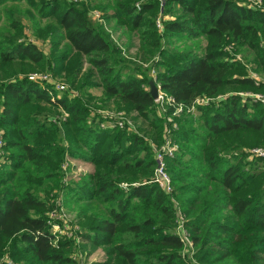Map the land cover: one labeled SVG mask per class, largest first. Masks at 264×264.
<instances>
[{"label": "trees", "instance_id": "obj_1", "mask_svg": "<svg viewBox=\"0 0 264 264\" xmlns=\"http://www.w3.org/2000/svg\"><path fill=\"white\" fill-rule=\"evenodd\" d=\"M243 2L166 0L163 14L159 0L96 5L125 33H140L137 61L91 20L86 6L0 0V264H78L76 249L99 247L105 259L93 264H189L176 229L179 208L201 264H264V158L244 151L264 146L261 101L231 94L198 105L197 116L176 118L179 153L167 159L172 194L153 181V140L126 127H102L105 115L95 110L138 113L161 144L170 123L151 95V81L186 106L201 97L263 91L264 82L236 55L250 49L255 70L264 73V8ZM27 29L51 43L48 54ZM85 56L92 67L80 79ZM35 70L65 71L78 95H53L52 83L20 76ZM95 70L100 82L92 80ZM95 86L100 97L89 92ZM55 108L70 115L62 125L52 118ZM67 157L95 169L65 183ZM61 192L77 211L80 244L55 241L52 233L49 213Z\"/></svg>", "mask_w": 264, "mask_h": 264}, {"label": "rangeland", "instance_id": "obj_2", "mask_svg": "<svg viewBox=\"0 0 264 264\" xmlns=\"http://www.w3.org/2000/svg\"><path fill=\"white\" fill-rule=\"evenodd\" d=\"M70 2H73L79 6H86L88 7V11H89V15L90 18L93 22H95L98 25H102L106 31H108V33L111 35L112 40L122 48L124 55L128 58V59H133V60H137L140 61L137 57H138V52H139V45H140V41H141V35L139 32L137 31H132L131 33L129 32H124V30L126 29V27H119L116 23L115 20H108L107 19V11H103L102 8L97 7L96 5L100 4L101 6H106L107 3L110 0H69ZM160 1V0H159ZM249 1V0H248ZM165 2L162 3V1H160V7H161V14H163V10H164V6H165ZM22 4V6H25V2L20 3ZM142 1H138L136 2L137 8L138 5H141ZM262 7L264 8V1L262 0ZM106 12V13H105ZM159 13V14H160ZM97 14L101 15L100 19H97L98 17L96 16ZM44 23L47 22V19L44 18L43 19ZM26 23L28 25L29 21H26ZM27 35L28 38H30L32 41L37 42V44L39 45L40 49L43 50L46 54H48L50 52L51 49V43L48 40H44L42 38H39L36 36V34L33 32L32 29H27ZM194 42L189 41V45L193 44ZM236 57L242 61L243 63H247L249 69H250V75H252L258 82L262 81L264 82V73H260L257 72L255 70V64L253 63V59L255 57L254 52L251 51L250 49L245 48L244 50L240 51ZM159 56H156L154 58L158 59ZM145 67L150 66V64L152 63L150 62H141ZM91 65L88 63V60L86 58V56L84 57V69H83V75L80 76V79L86 74V72L89 71V69H91ZM38 75V76H46L49 75L50 78L53 81V84H50V93L53 95H59L60 97L65 93V92H71V94L76 93L78 95V91L76 88L71 87L70 82L67 80V75L65 71H62L59 74H55L53 71L50 70H35V71H31L27 74V76H22V74H20L21 78L22 77H30L31 75ZM92 80L100 82V77L98 75V73L94 72V76H92ZM39 84H46V81H37ZM158 84V82H157ZM64 85V88H61L60 86ZM90 93H92L93 95H97V96H101L102 95V88L101 87H91V89L89 90ZM231 94H239L241 96H252L254 98H256L257 95H259V97H264V90L263 91H259V92H254V91H237V92H227L225 94L219 95L221 96V98H223L224 96H229ZM218 96V97H219ZM257 99V98H256ZM99 102V101H98ZM101 104V103H100ZM262 104L264 105V102H262ZM159 106V104H158ZM161 113L163 112V115L166 117V114L164 113V111L161 109V107L159 106ZM98 113H102V114H110V115H120V113L124 112V117L130 121L131 125L134 127V132L136 133H140L142 135H145L146 138L152 139L153 141L151 142H156V140L151 136V132L148 130V126H149V122L141 117L140 115H138V113L136 112H128L126 110H117L114 107L112 108H97L95 109ZM51 111H53L52 113L54 115H60L64 118H69V114H67L66 112L62 111L61 109L55 108L54 110L52 109ZM119 113V114H118ZM192 116H197L198 114H193V113H188ZM117 117V116H116ZM65 119V120H66ZM101 125V123H100ZM115 129V128H114ZM0 132L3 133V140H4V129L0 128ZM5 142V141H4ZM157 143V142H156ZM162 144V143H161ZM161 144L157 143V147H160ZM156 147V148H157ZM255 148H261L264 150V146L263 145H258V146H253V147H249V148H245L244 151L246 153H248V156L250 158V154L249 151ZM155 151V150H154ZM179 153V149L177 154ZM177 154L175 156H177ZM260 157V156H259ZM67 163V165L65 164ZM63 169L66 170L67 172V181L68 183L74 182V181H78L80 179L81 175L80 173H85V172H93L95 169L94 164L92 163H88V162H84L81 161L79 159H74L72 157H67L66 160L63 162L62 164ZM157 166V163H156ZM79 176V177H77ZM55 191V190H54ZM64 192H63V209L60 211L62 214V217L64 218L62 222V229H64L63 224H67L69 225V228L72 229L74 236V239L76 240L77 244H80L82 242V238L79 236L78 231H80L82 228L78 222V218H77V211L75 209H71L69 207H67L64 204ZM70 232V231H69ZM77 233V234H76ZM68 238L71 236L68 235H64V236H58L55 235V241H58L59 238ZM196 251L195 245L193 247H190V251L189 252H184L185 254L184 257L187 259V261L189 262V264H201L198 259L196 257H194V253ZM74 257L79 256L80 260H83V264H93L95 262L101 261L105 259V253L102 249V247L97 248L95 251H93L92 253H89L88 250H82L81 248L76 249L74 251L73 254ZM81 260V261H82ZM80 261V262H81ZM13 262V261H12ZM82 263V262H81ZM79 264V263H78Z\"/></svg>", "mask_w": 264, "mask_h": 264}, {"label": "built area", "instance_id": "obj_3", "mask_svg": "<svg viewBox=\"0 0 264 264\" xmlns=\"http://www.w3.org/2000/svg\"><path fill=\"white\" fill-rule=\"evenodd\" d=\"M162 3H164L165 0H160ZM244 5L255 8V9H263L262 7V0H244ZM138 8H141V5H138ZM98 18H101L100 14L96 15ZM157 26L161 30L162 29V15H159L157 19ZM156 73L157 71L155 69H152L151 75L156 79ZM31 81H46V83L50 82L53 84L52 79L49 75L46 76H38V75H31L29 77ZM61 88H64V85L60 86ZM158 87V97L155 99L156 103L159 104L161 109L166 114V119L170 123L169 127L165 129L164 133V141L160 145V147H157V144L153 143V147L155 150V159L157 166L155 168V175L153 181L157 183L166 193L172 194L174 191V185L172 181V177L168 171L167 166V159L173 158L178 152L179 145L175 139V132L179 129V123L176 120V118H180L184 113H196L198 105H205L209 104L212 101H217L221 99V96L217 97H201L197 98L193 104L190 106H186L183 103H176L175 99L171 96H168L162 89L160 84L157 85ZM257 100L264 102V97H259V95L256 96ZM173 107L174 110L172 113H167L168 108ZM119 114V113H118ZM105 115V114H103ZM124 112L120 113V115H110L107 114L104 116L106 120L101 122V126L107 129H114V128H128L129 130H134V127L131 125L130 121H128L124 116ZM53 120L58 124L62 125L63 121L66 119L60 115H54L52 116ZM4 140H3V133L0 132V161H2L4 156ZM157 147V148H156ZM250 158L253 157H263L264 158V150L261 148H255L249 151ZM67 165V163H65ZM64 167V166H63ZM66 171V170H65ZM67 174V172H66ZM67 175L64 179L65 183H68L67 181ZM63 192L60 193L59 197L57 198V207L52 210L49 213L50 217V223L52 224V233L54 235L58 236H71L68 238H74V234L72 232V229L69 228V225L63 224L64 229H62V222L64 218L62 217L61 210L63 209ZM177 233L180 235L181 240L184 244V252H189L190 247L194 246L193 240L191 239V236L189 234V231L186 226V215L183 213V211L179 208L178 209V220H177ZM70 231V232H69ZM77 234V233H76ZM78 260L79 264H83V260H80L79 256L75 257ZM82 263H81V262Z\"/></svg>", "mask_w": 264, "mask_h": 264}, {"label": "water", "instance_id": "obj_4", "mask_svg": "<svg viewBox=\"0 0 264 264\" xmlns=\"http://www.w3.org/2000/svg\"><path fill=\"white\" fill-rule=\"evenodd\" d=\"M151 95L153 96L154 99H156L158 97V87L155 81H151Z\"/></svg>", "mask_w": 264, "mask_h": 264}]
</instances>
